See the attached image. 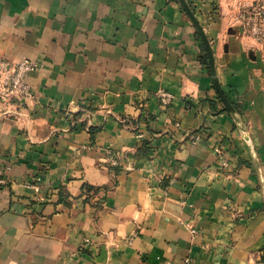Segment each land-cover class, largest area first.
<instances>
[{
  "label": "crops",
  "instance_id": "obj_1",
  "mask_svg": "<svg viewBox=\"0 0 264 264\" xmlns=\"http://www.w3.org/2000/svg\"><path fill=\"white\" fill-rule=\"evenodd\" d=\"M247 1L186 0L212 72L179 0H0V56L39 64L0 102V264H264Z\"/></svg>",
  "mask_w": 264,
  "mask_h": 264
},
{
  "label": "built area",
  "instance_id": "obj_2",
  "mask_svg": "<svg viewBox=\"0 0 264 264\" xmlns=\"http://www.w3.org/2000/svg\"><path fill=\"white\" fill-rule=\"evenodd\" d=\"M194 1L190 0L191 6H196ZM236 20L240 22L244 34L250 36L257 43H264V0H248L245 2L239 8ZM38 67V63L25 58L11 61L0 56V102L32 98V89L26 82V75ZM160 97L165 101L169 98V95L162 92ZM191 138L195 141L199 138V135L192 133ZM215 150L220 153L219 148H215ZM110 158L111 165L118 164L115 157ZM222 164L227 166L226 160H222ZM4 183L5 180L0 177V186ZM184 264H191L190 260L185 258Z\"/></svg>",
  "mask_w": 264,
  "mask_h": 264
},
{
  "label": "water",
  "instance_id": "obj_3",
  "mask_svg": "<svg viewBox=\"0 0 264 264\" xmlns=\"http://www.w3.org/2000/svg\"><path fill=\"white\" fill-rule=\"evenodd\" d=\"M179 1H180V3H181L182 7L184 8V10L189 14V16L192 18L193 22L196 24V26H197L199 32L202 34L201 28H200L198 22L196 21V19L194 18V15H193V13H192V10L190 9V6H189L188 3L186 2V0H179ZM202 36H203V34H202ZM203 41H204L205 46H206V48H207L208 56H209V58H210V59H209V61H210V67H211V70H212V72H213V66H212V63H211V55H212V53H211L210 48H209V46H208V42L206 41V39H205L204 36H203ZM221 99H222V101H223V103H224V107H225V109H226V110H232V106L230 105V103L226 100V98H225L222 94H221Z\"/></svg>",
  "mask_w": 264,
  "mask_h": 264
},
{
  "label": "trees",
  "instance_id": "obj_4",
  "mask_svg": "<svg viewBox=\"0 0 264 264\" xmlns=\"http://www.w3.org/2000/svg\"><path fill=\"white\" fill-rule=\"evenodd\" d=\"M202 60H203V63L206 64L205 56H202ZM143 144L145 145V147H147L146 142H144ZM95 190H97V188H94L93 186H90V185H86L84 187V192L86 193L87 198H89L90 195H93Z\"/></svg>",
  "mask_w": 264,
  "mask_h": 264
}]
</instances>
